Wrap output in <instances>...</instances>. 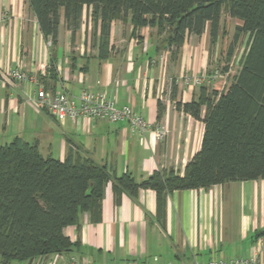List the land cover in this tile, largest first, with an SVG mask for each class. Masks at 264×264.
<instances>
[{
	"label": "crops",
	"instance_id": "0c3cea01",
	"mask_svg": "<svg viewBox=\"0 0 264 264\" xmlns=\"http://www.w3.org/2000/svg\"><path fill=\"white\" fill-rule=\"evenodd\" d=\"M225 20L242 24L223 12L216 44L208 24L202 35L190 34L175 49L157 27L136 29L129 19L103 27L93 6L83 7L73 32L62 9L52 47L29 0H0V71L18 69L33 78L0 84V145L20 138L37 143L44 157L82 155L136 182L157 170L183 175L205 131L204 121L183 104L206 89L222 92L231 82L210 77ZM203 74L208 77L202 84L186 81ZM40 88L73 98L83 90H102L118 106L142 115L150 130L143 136L128 121L103 118L59 122L33 103ZM206 110L203 106L202 117ZM160 130L167 131L163 138ZM64 234L71 241L67 251L9 263L0 257V264H196L249 256L264 264V178L160 195L151 188L117 191L109 181L100 219L81 212Z\"/></svg>",
	"mask_w": 264,
	"mask_h": 264
},
{
	"label": "trees",
	"instance_id": "16d2710c",
	"mask_svg": "<svg viewBox=\"0 0 264 264\" xmlns=\"http://www.w3.org/2000/svg\"><path fill=\"white\" fill-rule=\"evenodd\" d=\"M44 36L56 46L61 10L75 32L84 6H93L102 26L130 20L134 27H157L167 45L179 49L190 34L207 25L213 44L221 34L222 13L242 21L228 49L232 57L248 37L240 67L228 87L206 89L183 104L185 112L205 123L200 150L183 175L157 170L141 182L129 174L113 175L82 155L65 160L44 157L37 143L20 138L0 145V257L4 263L32 260L67 251L64 228L81 212L100 219L105 185L136 194L140 188L163 192L207 188L230 181L264 178V0H29ZM215 72V71H214ZM212 72L210 75L212 76ZM220 75V70H219ZM207 110L202 117V107Z\"/></svg>",
	"mask_w": 264,
	"mask_h": 264
},
{
	"label": "built area",
	"instance_id": "2783aa9c",
	"mask_svg": "<svg viewBox=\"0 0 264 264\" xmlns=\"http://www.w3.org/2000/svg\"><path fill=\"white\" fill-rule=\"evenodd\" d=\"M208 76H186V81L195 84H202ZM211 78L219 77V70H216ZM33 79L29 74L18 69L0 71V84L15 81H25ZM35 106L51 114L57 121L63 122L67 118H103L112 122L128 121L132 129L138 130L143 136L150 130V123L142 115L128 105L118 106L102 90H83L77 98H73L65 92L48 93L44 88H40L33 100ZM166 130H160L158 137L163 138ZM69 264V263H63ZM196 264H260L257 256L247 258H236L231 260H214L197 262Z\"/></svg>",
	"mask_w": 264,
	"mask_h": 264
},
{
	"label": "rangeland",
	"instance_id": "374dc122",
	"mask_svg": "<svg viewBox=\"0 0 264 264\" xmlns=\"http://www.w3.org/2000/svg\"><path fill=\"white\" fill-rule=\"evenodd\" d=\"M225 22V36L219 41V44L212 53V64H214V68H217L215 71L220 70V75L223 74L224 76L220 78L219 75L217 78L218 82L221 80L229 81L237 73L240 67V57L245 51L248 42V37L244 36L237 44L234 55L231 58L228 57V49L234 39L236 24L233 21L228 23L225 20Z\"/></svg>",
	"mask_w": 264,
	"mask_h": 264
}]
</instances>
